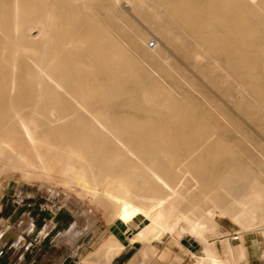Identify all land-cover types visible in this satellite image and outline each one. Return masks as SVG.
<instances>
[{"label":"bare ground","instance_id":"1","mask_svg":"<svg viewBox=\"0 0 264 264\" xmlns=\"http://www.w3.org/2000/svg\"><path fill=\"white\" fill-rule=\"evenodd\" d=\"M74 5L85 8L80 11L82 15L70 9ZM196 5L189 0H0V176L9 173L49 178L63 187L85 191L90 203L105 211L109 203L112 218L108 222L119 219L129 224L127 240L144 247L149 256L170 247L175 258L188 264H241L238 259L245 232L252 230L255 237L264 233V227H252L254 209L233 200L231 206L214 212L221 214L216 221L212 214L203 212L196 200V186H192L191 198L184 195L187 174L196 185L203 178L199 173H205L201 170L206 167L203 156L217 160L227 152L221 143L207 138L219 134L218 123L211 122L210 110L200 112L174 94L163 80L175 78L167 56L163 57L164 63L158 61V41L153 46L148 44V50L142 49L140 44L145 43L146 34L127 24L133 14L150 7L162 26L182 24L183 29L195 28L193 15L201 11L215 16L212 7L220 5L234 14L233 37L245 40L254 36L246 24V15L260 11L248 8L258 7L257 0H218L217 4L212 0L202 8ZM160 12L165 18L160 17ZM65 18L71 19L74 29H88L90 38L97 34L109 38L108 47L75 40L74 30L68 33L59 27ZM33 29L35 35L31 34ZM67 37L70 39L65 42ZM6 39L14 40L28 52L20 55L17 46L5 45ZM247 45V41H242L219 47L222 53H258L244 49ZM192 51L199 53V49ZM153 69L164 78L154 77ZM75 85L116 87L121 94H127L120 103H129L146 116L143 122L134 118L124 124L122 132L130 135L132 144L122 145L121 139L106 138L97 142L94 136L100 132L94 134L87 118L64 105L75 98L65 94L66 88ZM136 87L142 89L141 96L133 91ZM191 137L205 141L187 142ZM173 140L183 142L187 154L197 155L198 159L183 158L179 153L181 144ZM130 145L135 146L137 153H161L165 170L147 175L133 164L127 171L117 170L128 165V155L133 152ZM115 150L121 162L118 166L113 160H103L106 152ZM214 184L204 183L198 200L209 201L216 196L218 188ZM184 234L197 239L199 249L188 250L179 239ZM230 239L237 241L234 249ZM122 248L123 244L109 232L82 262L106 264Z\"/></svg>","mask_w":264,"mask_h":264},{"label":"rangeland","instance_id":"2","mask_svg":"<svg viewBox=\"0 0 264 264\" xmlns=\"http://www.w3.org/2000/svg\"><path fill=\"white\" fill-rule=\"evenodd\" d=\"M172 1L176 2L178 0ZM209 1L212 0H189V2L196 3L201 8ZM214 1L217 4L218 0ZM257 1L258 7L250 5L251 7L248 6V8L252 10L258 8L260 11L246 15V24L253 30L254 36L245 38V40L232 36L234 14L231 11L227 12L226 7L220 5L212 7L213 10L215 9L214 15L216 19H212L215 16L201 11L193 15L196 19L195 28L183 29L182 26L184 25L182 24L169 25V27L162 26V22L154 18L150 7H143L142 9L145 13L133 14V17L127 20L128 25L134 29L139 28L146 34V44H140L142 49L148 50L147 46L150 41H153L154 45L158 41L160 51L158 61L164 63L163 57L167 56L171 63L169 70L175 79L164 78L156 69L152 70V75L156 78H164V82L168 83L175 91L174 94L185 99L189 104L188 106L195 107L200 112L210 110L213 114L210 120L212 123L217 121L219 134L208 136L207 138H211L209 141L221 143L227 150L224 156L217 160L203 156L206 161V167L201 170L205 171V173L199 172L200 177L203 178L199 179L200 183L196 185L190 174H187L186 183L184 184L187 190L185 189L184 195L187 199L191 198L192 188L196 186L194 190L196 200L200 203L203 212L212 214L216 221L221 218V214L215 213L222 208L231 206L233 200L242 202L246 206H251L255 214L253 228L264 227V65H262L264 64V46H262L264 45V0ZM197 5L194 7L197 8ZM69 7L73 11H77L79 15H82L85 10L80 5ZM100 12L101 14L103 13V11ZM159 15L165 18L163 12H160ZM69 20L71 19L65 18L64 23L61 22L59 27L68 31V33L74 30L72 37L75 40L81 44L84 41H91L99 47H108L109 38L103 37L102 34H97L90 38L88 29H74ZM34 30H31L32 35L36 34V30ZM69 39L70 37L65 38V42ZM242 41H247L249 44L244 49L258 50V53L254 55L236 54L230 50L222 53V49L219 47L220 44H240ZM14 42L12 39H6L5 45L9 48L17 46L20 55L26 54L27 50L19 43ZM193 48L199 49V53L194 54ZM183 56H185V59ZM188 66L191 70L188 69ZM80 87L75 85L66 88L65 94L75 98L67 100L64 103L65 107L67 109H75L87 118L89 127L94 134L100 132L94 136L99 144L106 138L115 141L121 139L122 145H129L131 137L122 132L124 124L135 120L134 118H138L139 122H143L146 118L145 114L138 108L132 107L129 103L123 102L121 104L120 100L126 99L128 96L127 94H121L116 87L106 88L103 85H95L91 88ZM190 87L192 88L189 89ZM132 89H134L133 91L136 92L137 96H141V88ZM62 92L64 93V89H62ZM95 95L99 97L95 98ZM191 138L193 139H189L187 142L205 141L204 139H194L196 137ZM173 142L181 144L179 153L183 158L188 160L198 159L197 155L187 154L185 146L182 145L183 142L180 140H173ZM130 144L132 143L130 142ZM130 146H132L133 152L128 155V165L117 167V170L121 172L127 171L131 164L137 165L138 171L147 175L152 174L153 171L163 172L165 170L166 166L163 163L161 153H137L135 146ZM103 160H113L117 163V166L118 162L121 163L116 150L112 153L106 152ZM48 179H37L35 176L7 173L0 178V196L4 189L5 191L14 188L25 189L36 197L43 211L51 212V214L59 211L63 215L59 229H70L76 232L75 237L81 232L82 238L79 242H83L84 251L86 253L89 250L93 251L95 249L93 247L98 245L97 240L102 238L111 223L108 222V219L112 218L111 205L106 203L105 211L100 205H92L85 191L71 189L68 185L63 187L52 179ZM204 183L205 186H211L215 183L214 185L218 188L216 196H212L209 201L198 200L202 190L201 186ZM255 194L258 195V198L254 197ZM127 226H129L128 232H130L131 226L129 224ZM181 238L191 241V245L188 246L190 249L195 250L197 248L196 242L187 234H184L179 239ZM134 246L138 247L139 256L136 255L137 250ZM129 247L127 252L120 257V261L123 264H152L153 261H156L157 264H166L167 257L171 256L169 255L168 247H164L162 251L160 250L153 256L147 255L145 248L141 245L129 243ZM78 256V260L82 262L81 253Z\"/></svg>","mask_w":264,"mask_h":264},{"label":"crops","instance_id":"3","mask_svg":"<svg viewBox=\"0 0 264 264\" xmlns=\"http://www.w3.org/2000/svg\"><path fill=\"white\" fill-rule=\"evenodd\" d=\"M62 217L59 211L53 214L43 211L36 197L25 189H4L0 196V264H94L91 261L82 263L78 260L80 253L84 257L91 250L87 253L84 251L83 242H79L82 238L80 231H77L80 234L75 237L76 232L59 229ZM109 232L123 244V248L106 264H123L120 257L130 248L127 240L128 226L119 219L114 220L102 238L97 240L98 245ZM189 237L197 244L195 250L199 249L198 240ZM180 240L188 250H192L188 247L191 241L184 238ZM236 244L235 239H230L232 249ZM242 246L239 263L264 264V233L255 237L252 230H248ZM134 247L137 250L136 255L139 256L138 247ZM168 249L171 256L167 257L166 264H188L175 258V252L170 247ZM139 259L141 260L140 257ZM152 264L157 263L153 261Z\"/></svg>","mask_w":264,"mask_h":264},{"label":"built area","instance_id":"4","mask_svg":"<svg viewBox=\"0 0 264 264\" xmlns=\"http://www.w3.org/2000/svg\"><path fill=\"white\" fill-rule=\"evenodd\" d=\"M153 45H154L153 41H150L149 46H153Z\"/></svg>","mask_w":264,"mask_h":264}]
</instances>
